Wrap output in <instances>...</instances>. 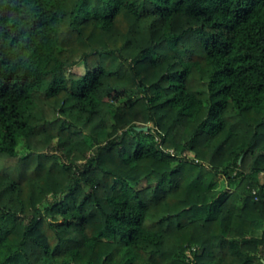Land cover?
<instances>
[{
  "label": "trees",
  "instance_id": "trees-1",
  "mask_svg": "<svg viewBox=\"0 0 264 264\" xmlns=\"http://www.w3.org/2000/svg\"><path fill=\"white\" fill-rule=\"evenodd\" d=\"M263 223L264 0H0V264H264Z\"/></svg>",
  "mask_w": 264,
  "mask_h": 264
},
{
  "label": "rangeland",
  "instance_id": "rangeland-1",
  "mask_svg": "<svg viewBox=\"0 0 264 264\" xmlns=\"http://www.w3.org/2000/svg\"><path fill=\"white\" fill-rule=\"evenodd\" d=\"M79 70V68H78ZM80 71H81V68H80ZM151 125V124H149ZM22 141L19 142V145H18V148L23 150V147H22ZM217 183H218V187H228V184H227V181L225 180V178L223 176H221V174L218 175L217 179H216ZM264 228V223L261 224L259 227H258V230L257 232H261V230Z\"/></svg>",
  "mask_w": 264,
  "mask_h": 264
},
{
  "label": "water",
  "instance_id": "water-1",
  "mask_svg": "<svg viewBox=\"0 0 264 264\" xmlns=\"http://www.w3.org/2000/svg\"><path fill=\"white\" fill-rule=\"evenodd\" d=\"M135 128L138 130H148L149 126L148 125H141V126H136Z\"/></svg>",
  "mask_w": 264,
  "mask_h": 264
},
{
  "label": "clouds",
  "instance_id": "clouds-1",
  "mask_svg": "<svg viewBox=\"0 0 264 264\" xmlns=\"http://www.w3.org/2000/svg\"><path fill=\"white\" fill-rule=\"evenodd\" d=\"M149 126V125H148Z\"/></svg>",
  "mask_w": 264,
  "mask_h": 264
}]
</instances>
